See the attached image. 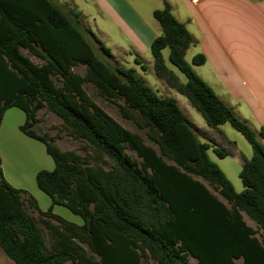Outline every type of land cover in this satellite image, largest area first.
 I'll return each mask as SVG.
<instances>
[{"label": "trees", "instance_id": "trees-1", "mask_svg": "<svg viewBox=\"0 0 264 264\" xmlns=\"http://www.w3.org/2000/svg\"><path fill=\"white\" fill-rule=\"evenodd\" d=\"M80 15L52 0H0V126L8 108L22 109L20 129L42 141L55 162L36 175L51 200L42 209L32 193L4 177L0 156V248L15 264H191L190 256L197 264H264V143L257 135L264 139V128L257 132L238 117L195 71L193 64L206 62L204 53L192 64L186 60L193 36L164 0L153 11L162 28L150 46L154 71L208 126L229 122L248 139L253 154L242 155L244 187L237 192L178 101L158 94L135 67L101 58L97 50L113 54ZM166 47L186 81L167 65ZM77 65L85 72L74 71ZM87 83L145 137L100 106ZM42 108L61 119L58 133L80 141L83 152L62 149L54 136L34 128ZM54 205L82 222L55 212Z\"/></svg>", "mask_w": 264, "mask_h": 264}, {"label": "crops", "instance_id": "crops-1", "mask_svg": "<svg viewBox=\"0 0 264 264\" xmlns=\"http://www.w3.org/2000/svg\"><path fill=\"white\" fill-rule=\"evenodd\" d=\"M52 1L65 10L72 9L82 15L78 5L80 0ZM85 1L92 2L94 10L111 24L109 27L101 22L97 24L100 37L92 25L84 23L83 17V24L102 43L103 38L109 37L110 28L115 27L139 54L148 49L162 31L153 11L163 7L164 0ZM167 1L177 19L188 22L187 28H191L193 39L211 62L216 76L211 86L215 92L254 129L264 128V0ZM179 2L187 14L181 11ZM119 47L123 52L129 51L123 45ZM25 120V112L18 107H10L4 113L0 126L2 170L13 186L38 196L41 192L36 182L37 172L53 169L55 162L42 141L20 129ZM64 217L76 221L68 214Z\"/></svg>", "mask_w": 264, "mask_h": 264}, {"label": "rangeland", "instance_id": "rangeland-1", "mask_svg": "<svg viewBox=\"0 0 264 264\" xmlns=\"http://www.w3.org/2000/svg\"><path fill=\"white\" fill-rule=\"evenodd\" d=\"M147 2V1H146ZM79 7L82 9L80 15L82 18L84 17V23L87 25H92V28L98 33L97 24L101 22L106 27H109L111 24L108 20L104 19L103 16L94 10V4L90 1L86 2L85 0H80L78 2ZM179 8L182 12L188 13L186 9L178 3ZM146 6V4H145ZM161 8V7H160ZM184 14V15H186ZM187 19V18H184ZM95 20V21H94ZM187 26L188 22H184ZM191 27V26H190ZM189 29V28H188ZM191 32V28L189 30ZM193 32V30H192ZM110 35L107 38H103V44L107 46L111 52L113 53L112 57L106 56L100 51L97 50L98 55L101 58L109 60L112 64H123L127 67H135L137 74L142 76L148 85H150L158 94L162 96L174 97L179 105L181 106L185 116L187 119L193 123V127L196 128L197 133L201 140L210 142L212 147L208 150V154L215 163L219 165V167L224 171L226 176L232 182L234 189L237 192H241L243 190V183L240 177V171L242 168L243 158L244 155L246 158H251L253 154L252 145L248 141V139L238 130H236L229 122L221 124L218 128H212L207 125L206 120L189 101V99L179 93L176 89L169 87L165 81L159 78L153 68V55L150 47L146 50H141L139 54L133 51V48L129 46L127 43V37L119 32L115 27L110 28ZM192 34V33H191ZM100 36V34L98 33ZM96 45L93 37L89 36ZM101 37V36H100ZM119 45H123L127 48L128 52H123L120 50L121 47ZM26 55H28L34 62L42 63V60L34 55H32L28 50H22ZM199 44L197 41H193L190 47L186 51L185 58L186 60L192 64L193 57L200 53ZM170 49L168 47L163 49V55L166 60L167 65L172 68L180 77L182 81H186V76L183 72H181L169 59ZM140 58L141 61L147 66V69L144 70L140 64L136 62V58ZM195 71L211 86L213 84V80L215 79V74L213 71V67L210 61H207L201 65H192ZM86 67L84 65H77L74 67V71L84 73ZM86 90L92 96V98L102 106L110 115L115 117L119 120L125 127L128 129L141 133L144 137V131L139 130L132 122L124 119L118 107L115 104L109 103L105 101L102 97L99 96L96 88L90 84H85ZM212 87V86H211ZM213 88V87H212ZM37 115L41 118V121L38 122L34 128L41 134L47 133L51 136H54V142L61 147L62 149H78L79 151L83 152L80 141L75 140L68 134L64 132H59L61 128V119L54 114L53 112L49 111L47 108H42L37 112ZM252 127V126H251ZM205 128V129H203ZM253 128V127H252ZM256 130V129H255ZM259 132L258 130H256ZM258 138L260 141L264 143V139L259 135ZM148 141V140H147ZM149 143V142H148ZM214 147H218L225 152L224 156H220L215 150ZM126 152L129 153L134 159L139 160V157L135 150L127 147ZM210 187V186H209ZM211 188V187H210ZM212 189V188H211ZM40 194L38 196H34L38 199L40 207H45L47 209L51 202L49 196L44 193L40 188ZM220 196V195H219ZM225 202H227L223 197L220 196ZM56 208V212L61 214L62 216L69 215L70 219H74L76 221L81 220L78 215L73 214L67 207L62 205H54ZM35 216L38 214L33 212ZM244 217L247 223L254 228H257L256 223L252 221L246 214ZM242 260L237 259L236 262L240 263ZM191 264H197V260L190 256ZM0 264H15L14 261L9 258L3 250L0 248ZM67 264H72L68 262ZM151 264H158L156 262H151Z\"/></svg>", "mask_w": 264, "mask_h": 264}, {"label": "built area", "instance_id": "built-area-1", "mask_svg": "<svg viewBox=\"0 0 264 264\" xmlns=\"http://www.w3.org/2000/svg\"><path fill=\"white\" fill-rule=\"evenodd\" d=\"M200 0H192V2H194V3H197V2H199Z\"/></svg>", "mask_w": 264, "mask_h": 264}]
</instances>
